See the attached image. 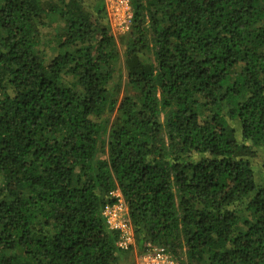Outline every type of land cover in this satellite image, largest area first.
<instances>
[{
    "label": "trees",
    "instance_id": "trees-1",
    "mask_svg": "<svg viewBox=\"0 0 264 264\" xmlns=\"http://www.w3.org/2000/svg\"><path fill=\"white\" fill-rule=\"evenodd\" d=\"M128 2L120 69L104 0H0V264H264V0Z\"/></svg>",
    "mask_w": 264,
    "mask_h": 264
},
{
    "label": "rangeland",
    "instance_id": "rangeland-1",
    "mask_svg": "<svg viewBox=\"0 0 264 264\" xmlns=\"http://www.w3.org/2000/svg\"><path fill=\"white\" fill-rule=\"evenodd\" d=\"M104 2H105L107 17H108L109 24H110V31L117 43V47H118V50L121 56L120 63L118 64V66L120 69H122L123 68V64H122L123 52L125 49L124 45L126 41V39L124 38V35H126V32L128 31L129 18L131 15L130 4L129 2L128 3L126 2L127 6H125L124 4H122V0H104ZM58 25L59 24L57 22L53 21L50 23L49 27H45L42 29L44 42H43V45L41 46V49L45 51L46 58L48 59H50V57L55 53L54 49L56 47V43H55L54 35L57 29L60 27V25L59 27ZM120 85H122V81H120ZM258 153L260 157H264V151L259 150ZM115 195L120 196L117 192L115 193ZM116 204L119 205L123 209L121 214L119 213L118 219L121 218V221L124 222V224H126V227H127L126 231L130 234V237L132 239L131 241L133 243L132 246H134L135 240H134V235H133V230H132L130 220L127 217V209L121 198L118 200ZM148 247H149V244H148ZM133 256H134L135 264H137L140 257L136 256L135 252L133 253Z\"/></svg>",
    "mask_w": 264,
    "mask_h": 264
},
{
    "label": "built area",
    "instance_id": "built-area-1",
    "mask_svg": "<svg viewBox=\"0 0 264 264\" xmlns=\"http://www.w3.org/2000/svg\"><path fill=\"white\" fill-rule=\"evenodd\" d=\"M128 0H122V4L127 6ZM123 209L117 205L105 206L103 210V215L106 220V224L110 229L116 230L118 233L117 245L120 248L128 249L132 246V239L130 234L126 231L127 227L121 218L118 219L119 213ZM138 264H179L169 253H167L163 248L157 246H149L147 251L141 255Z\"/></svg>",
    "mask_w": 264,
    "mask_h": 264
}]
</instances>
